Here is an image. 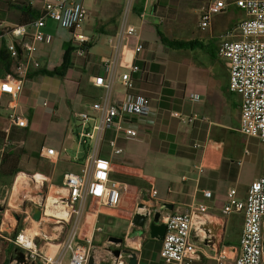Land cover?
<instances>
[{
  "label": "crops",
  "instance_id": "obj_1",
  "mask_svg": "<svg viewBox=\"0 0 264 264\" xmlns=\"http://www.w3.org/2000/svg\"><path fill=\"white\" fill-rule=\"evenodd\" d=\"M80 1L87 8L84 21L89 22L87 31L83 30V21L82 31L91 37L85 54H78L71 29L49 20L44 31L52 34L53 40L36 43L33 56L39 67L31 66L23 91L14 103L9 94L0 92V147L1 135L9 127L8 116L15 110L29 124L26 128L13 126V130L26 129L40 137L36 152L43 147L61 151L56 163L40 152L42 164L38 171L42 173H37L51 183H55L53 174L60 163L72 171L82 169L85 156L76 155L78 143L72 120L76 121L75 113L79 110L92 111L93 99L102 94L93 85L92 77L103 73L102 57L110 55L112 48L108 46L109 54L100 50L96 35L105 34L108 38L116 33L124 3V0ZM189 1L190 8H181L179 1L174 4L172 0H138L136 8L145 7L147 12L140 31L144 49L137 59L141 70L134 75L135 88L131 92L148 96L153 112L128 121L138 130L136 138L117 137L114 130L106 133L101 162L107 164V170L100 169L99 176L107 182L115 179L136 183L145 191L156 188L155 201L163 215L206 205L211 216L207 222L216 233L205 240H196L199 256L191 264H234L243 213L225 216L221 209L230 189L235 188L237 197L245 199L251 183L264 173V145L259 138L240 130L242 99L230 90L227 59L218 52L226 31L232 30L233 38L239 37L238 25L245 13L234 4L235 0H230L223 11L211 16L209 25L203 26L201 15L214 0ZM24 5L40 12L44 1L0 0V81L9 74H18V65L26 57L21 50L18 58L12 56V63L3 64L1 60L4 46L8 47L12 41L19 44L6 31L20 24L19 6ZM232 5L237 11L230 8ZM125 91L120 83L115 85V94ZM173 111L196 118L193 122L183 121L172 116ZM114 138L124 149L122 153L113 152L109 141ZM205 190L211 191V197L205 196ZM106 217L125 223L126 233L131 228L136 232L143 229L138 264H176L163 260L162 240L152 238L144 227L136 228L130 211L102 208L95 199L88 203L83 236L104 243L109 236L102 238L100 233L104 231L101 222Z\"/></svg>",
  "mask_w": 264,
  "mask_h": 264
},
{
  "label": "built area",
  "instance_id": "obj_2",
  "mask_svg": "<svg viewBox=\"0 0 264 264\" xmlns=\"http://www.w3.org/2000/svg\"><path fill=\"white\" fill-rule=\"evenodd\" d=\"M42 1L44 6L32 23L18 24L6 31L19 40V44L12 41L8 45L12 56L18 58L21 50L26 53L25 59L18 65V74H9L0 81V92L9 94L13 103L23 91L31 66L39 67L33 56L36 43L53 40L52 34L44 31L47 21H55L73 31L79 55L85 54L86 44L91 41V37L82 31L87 16L83 1ZM137 3L138 0H124L116 33L107 39L112 53L102 57L103 73L92 77L93 85L101 89L102 94L93 99L92 111L79 110L75 113L76 155L82 153L85 156L81 171H66L62 184L51 183L47 177L41 182H32L24 171H19L15 182L19 180L23 184L15 188L14 183L8 203L12 207V196L16 197L20 201L16 211L10 214V209L0 204V212H3L0 231L15 230L10 240L16 251L8 264H89L91 255L94 256V264H129L128 254L121 251L115 255L114 250L127 248L140 251L143 233L139 234L133 228L118 243L108 238L104 243L95 245L92 237L82 234L91 199H95L102 208L128 210L133 216L144 214L146 225L154 215L155 205L144 200L146 191L136 183L115 179L107 182L99 176L100 169L107 170L105 166L100 167L106 133L114 130L117 137L136 138L138 130L128 121L153 112L148 96L131 92L135 88L134 75L141 70L137 59L144 49L140 31L147 12L145 7L136 9ZM227 4L226 0L212 1L201 15L202 25H209L211 16L223 11ZM234 4L245 13V18L238 25L239 37L233 38L234 32L226 31L218 52L227 59L230 90L242 99L240 130L245 135L259 138L264 145V0H235ZM117 83L124 87V93L115 94ZM193 98L198 99V96ZM171 114L189 122L196 118V115L185 116L178 111ZM8 119L7 132L13 126L26 128L29 124L28 119L15 110ZM109 144L114 153L124 150L117 144L116 138L111 139ZM4 152L5 146L0 147V163ZM40 152L53 163L61 155V151L54 147H43ZM35 175L33 173V177ZM148 192L155 200L158 190L151 188ZM204 194L207 197L212 195L209 190H205ZM27 201L32 202L31 206L27 205ZM141 202L145 203L144 206H140ZM36 208L41 210L39 219L34 216ZM221 212L225 216L233 212L243 213V229L234 264H264V173L251 183L245 199L237 197L235 188L230 189ZM207 213V206L201 204L190 211L162 216L161 220L167 228L161 248V257L165 262L191 264L199 256L196 240L209 237L204 227L211 217ZM9 214L11 218L6 220ZM22 220L21 225L19 222ZM132 222L136 228H142L134 220ZM18 250L24 252L23 261L17 258Z\"/></svg>",
  "mask_w": 264,
  "mask_h": 264
},
{
  "label": "rangeland",
  "instance_id": "obj_3",
  "mask_svg": "<svg viewBox=\"0 0 264 264\" xmlns=\"http://www.w3.org/2000/svg\"><path fill=\"white\" fill-rule=\"evenodd\" d=\"M119 1L121 2L123 0H119ZM176 1H179V6L181 8H184V7L190 8L191 2L189 0H172V2L174 4H177ZM226 1L230 2V0H226ZM174 4L171 5V6H174ZM181 8H180V10H181ZM187 8H185V9H187ZM230 8L232 10L235 9V11H237L236 10L237 8L235 7V5H232ZM88 23H89L88 20L84 21L83 30H87L86 25ZM96 37H97V42L99 43L98 46L101 47L100 50L102 49V51L105 54H109L111 49L108 47L109 46L108 42H107V44H105V42L108 39L107 36L105 34H99V35H96ZM99 47H97V48H99ZM72 127L76 128V121L72 120ZM14 128L15 127L11 128L9 130V132L5 131L4 133H2V135H1L2 136V145H1V147L5 146V150H7L8 147H10L11 145H14V147L17 149L18 152H22V149H25L24 151H26L27 154H29V155H31V152L38 151V149L40 147V141H41L40 137H36V136L31 135L28 132V130H26V129H18V130L15 131V130H13ZM24 160L26 161L25 162L26 170H24V171H27V172H30V173H37V172L42 173V172L38 171V169L41 168V162H42L38 158H35L34 156L33 157L32 156L29 157L28 155H26V156H24ZM38 161H40V164L38 163ZM0 167H1V163H0ZM69 170L70 169H67L66 166L62 167V163L57 165V167L54 170L53 181L55 183H57V184H62V182H63V174L66 171H69ZM48 174L49 175L52 174V168L49 169ZM15 178H16V175L13 177L12 184H11L10 187L6 186V187L3 188L5 190L4 193H3L4 195H2L0 197V204L2 205V207L10 209L9 211H11V212H14V211L11 209L12 207H10V205H8V203H9V200H10V196L12 194V189H13V186H14V183H15ZM47 189H48V185H47ZM44 191H46V190H44ZM14 198L15 197H13L12 201H14ZM30 203H32V202L27 201V205L28 206H31ZM2 216H3V212H0V218H2ZM10 218L11 217L9 215V216H7L6 219L8 220ZM15 220H17V219L15 218ZM19 223L22 225L23 220L20 221ZM19 223L17 221V224L15 226L16 228H17ZM101 225H102V227L104 229V231L102 233H100V236L102 238H104L106 236H111V235L124 237L125 234H126V229H127L126 228V224L121 222L120 220L106 217L101 222ZM14 231L15 230H11V229H9V231H7V230L0 231V234H2V235H0V243H1L2 248H3V252H2V255H1V258H0V262L2 261V258L4 256H6V255L13 256L15 254V251H16L15 247L13 248L12 251L7 252L8 249H9V247L7 248V245L12 244L10 239H13ZM137 232L139 234H142L143 233V229L142 230H138ZM93 243L95 245H99L100 244L99 242H96L94 238H93Z\"/></svg>",
  "mask_w": 264,
  "mask_h": 264
},
{
  "label": "trees",
  "instance_id": "obj_4",
  "mask_svg": "<svg viewBox=\"0 0 264 264\" xmlns=\"http://www.w3.org/2000/svg\"><path fill=\"white\" fill-rule=\"evenodd\" d=\"M19 8L21 9V15L19 18L20 24H30L39 15L38 10L32 7L31 5L19 6ZM136 9H139V8H136ZM1 34L2 33L0 32V35ZM90 44L91 42L87 43L86 47L90 46ZM12 59L13 57H12L10 50L8 49L7 46H4L1 51V60L3 64L8 65L12 63ZM40 70H41L40 72H46L42 69ZM55 72H58V71L55 70ZM55 72H52V73H55ZM24 150L25 149H22V152H18L17 149L14 147V145H11L10 147H8L7 150H5L3 157L1 159V167H0V197L4 195L3 193L5 190L3 188L6 186H9V187L11 186L13 177L19 171L26 170V166H25L26 161L24 160V156L26 155H28L29 157L34 156L35 158H38L40 161L42 160L40 156V152L34 151V152H31V155H29ZM40 161H38L39 164H40ZM37 175H40V174L38 173ZM8 246H9V249L7 252L12 251L14 248V245L10 244ZM9 259L10 258L8 255L4 256L0 264H8Z\"/></svg>",
  "mask_w": 264,
  "mask_h": 264
},
{
  "label": "water",
  "instance_id": "obj_5",
  "mask_svg": "<svg viewBox=\"0 0 264 264\" xmlns=\"http://www.w3.org/2000/svg\"><path fill=\"white\" fill-rule=\"evenodd\" d=\"M24 173L27 176V178H29V179L33 178V173H30L27 171H24ZM144 200L151 201V203H153V205H155L153 217L148 221L147 225L145 223L146 222V215H144V214L136 213L133 216V220L140 227H142V228L144 227V228L148 229L149 234L152 238L163 240L165 233H166V229H167L166 224L161 220V218L163 216V211L157 206V201L153 200L150 197L148 191L145 192ZM144 204L145 203L141 202L140 206H144ZM165 204H166L167 208H169V209L172 208V205L170 203H165ZM40 215H41L40 208H36L35 213H34L35 218L39 219ZM207 215L210 216L208 213H207ZM212 217H215L217 219L218 218L221 219L220 216H212ZM204 227H205L208 235H214L216 233L215 231H213V229H211L212 226L209 222H206ZM109 240L118 243V242H122L123 238L120 236L111 235V236H109ZM121 251L128 254L127 256H128L129 264H138L139 260H138V252L137 251L127 249V248H125L123 250L117 248L114 250V253H115V255H119L121 253ZM2 252H3V248H2V245L0 243V258H1ZM17 253H18L17 258L20 261H23L25 258L24 252L21 250H18ZM27 264H31V263H27ZM89 264H94V256L93 255H91L89 257Z\"/></svg>",
  "mask_w": 264,
  "mask_h": 264
},
{
  "label": "bare ground",
  "instance_id": "obj_6",
  "mask_svg": "<svg viewBox=\"0 0 264 264\" xmlns=\"http://www.w3.org/2000/svg\"><path fill=\"white\" fill-rule=\"evenodd\" d=\"M107 164L106 163H104V162H100V166H106ZM38 173H36V175L33 177V178H31V181L32 182H41L43 179H44V175L43 174H41V175H37ZM23 184V181H19V180H17L16 182H15V188L16 187H20L21 185ZM13 197L14 196H12V200H13ZM11 200V205H12V210L13 211H16V206H17V204H19L20 203V201L19 200H16V197L14 198V201H12ZM10 214H14L13 212H11ZM9 214V215H10ZM11 217V216H10ZM7 220V219H6ZM9 220V219H8Z\"/></svg>",
  "mask_w": 264,
  "mask_h": 264
}]
</instances>
